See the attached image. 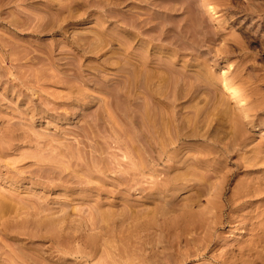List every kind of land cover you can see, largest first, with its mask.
Masks as SVG:
<instances>
[{"label": "rangeland", "instance_id": "obj_1", "mask_svg": "<svg viewBox=\"0 0 264 264\" xmlns=\"http://www.w3.org/2000/svg\"><path fill=\"white\" fill-rule=\"evenodd\" d=\"M96 129L110 137L99 140ZM178 174L187 185L179 193L169 187ZM238 194L247 203L241 219L219 231L214 222L211 231L204 220L195 226L187 213ZM101 211L115 214L112 225L149 211L143 220L154 218L159 231L145 239L168 249L165 264H218L215 255L250 242L251 233L258 249L236 263L264 264V0H0V264H75L74 248L92 251L96 230L87 223ZM37 229L59 238L22 234ZM84 233L92 247L76 237ZM205 234L217 241L211 251Z\"/></svg>", "mask_w": 264, "mask_h": 264}, {"label": "bare ground", "instance_id": "obj_2", "mask_svg": "<svg viewBox=\"0 0 264 264\" xmlns=\"http://www.w3.org/2000/svg\"><path fill=\"white\" fill-rule=\"evenodd\" d=\"M209 17H211V18H219L220 16H219V13L217 12V11H215V9H210L209 11ZM222 73H221V77L223 78H229V76H230V70H228V69H224L223 71H221ZM17 78V77H16ZM18 79H19V77H18ZM14 81H15V79H13ZM12 80V81H13ZM22 81V80H21ZM25 81V80H24ZM10 83H12V82H10ZM14 83V82H13ZM4 84V83H3ZM9 85V84H8ZM11 85V84H10ZM23 85H25V84H23ZM12 86V85H11ZM26 86V85H25ZM30 86V85H29ZM7 87H9V86H7ZM14 87V86H13ZM9 88H11V87H9ZM223 88L225 89H230V88H228V85H227V83H225L224 82V85H223ZM13 89V88H12ZM225 89V90H226ZM8 90V89H7ZM6 90V91H7ZM14 90V89H13ZM13 90H10V91H13ZM23 92V91H22ZM17 93V92H16ZM24 93H25V91H24ZM24 93H23V95H24ZM25 94H27V93H25ZM20 94H18L17 95V97L19 96ZM22 95V94H21ZM24 96H26V95H24ZM21 98H24L23 96H21ZM18 100H20V99H18ZM23 101V100H22ZM25 101H26V99H25ZM29 103H31L30 101H29ZM28 103V104H29ZM61 103V102H60ZM60 103H59V105H60ZM69 103V102H68ZM70 104V103H69ZM243 104V103H242ZM62 105H64L63 104V101H62ZM68 105V104H67ZM66 105V106H67ZM35 106V105H34ZM58 106V105H57ZM61 106V105H60ZM248 105H242V108H241V110H243L244 112L245 111H248V110H250L248 107H247ZM30 107H32V105L30 106ZM46 108V107H45ZM49 110L51 109V108H49V107H47ZM55 109V107L53 106L52 107V109ZM58 108V107H57ZM248 108V109H247ZM31 111L34 109V107L33 108H29ZM36 109V108H35ZM45 110V109H44ZM34 111H36V110H34ZM38 111V110H37ZM46 111V110H45ZM47 112V111H46ZM42 113V112H41ZM38 114V113H37ZM51 114V113H50ZM41 115V114H40ZM159 119H161V118H159ZM155 120V119H154ZM91 122V121H90ZM239 122V121H238ZM90 124H92V123H90ZM89 124V125H90ZM238 124V123H237ZM241 124V123H240ZM237 126H239V125H237ZM163 128V127H162ZM97 130V129H96ZM124 130H127V129H124ZM82 131V130H81ZM86 131V130H85ZM93 131V130H92ZM102 131H104V130H102ZM101 131V132H102ZM87 132V131H86ZM85 132V133H86ZM89 132V131H88ZM91 132V131H90ZM89 132V133H90ZM105 132V131H104ZM104 132H102L103 134V136H105V138H106V136L107 135H109V134H105L104 135ZM116 132V131H115ZM118 132H119V130H118ZM117 132V133H118ZM121 132V131H120ZM128 132V131H127ZM130 132V131H129ZM83 133V132H82ZM81 133V134H82ZM88 133V134H89ZM93 133V132H92ZM97 135L96 136H99L98 134H100V133H98V130H97ZM122 133H124V131H122L121 132V134ZM131 133V132H130ZM161 133V132H160ZM84 134V133H83ZM113 134V133H112ZM111 134V135H112ZM125 135V138L127 139V137H126V134L127 133H124ZM133 134V133H132ZM144 134V133H143ZM87 135V134H86ZM101 134H100V137H98V139L100 140V138H101V136H102ZM149 135V134H148ZM160 135V134H159ZM83 136V135H82ZM91 135H89V137H90ZM92 136H94L95 138H96V136L94 135V133H93V135ZM102 136V137H103ZM116 136L117 135H115V138L112 140L111 138V141H115V139H116ZM140 137H141V135H139ZM143 136V135H142ZM150 136V135H149ZM154 136V135H153ZM108 138L110 137V136H107ZM123 137V136H122ZM135 137V136H134ZM93 138V137H92ZM107 138V139H108ZM125 138H123V139H125ZM131 138V137H130ZM129 137H128V139H130ZM136 138V137H135ZM134 138V139H135ZM152 138H154V137H152ZM102 139H104V138H102ZM118 139V138H117ZM141 140H142V137L140 138ZM149 138H147V140H148ZM95 140H97V139H95ZM104 140H106V139H104ZM133 140V139H132ZM137 140V139H136ZM141 140H139V141H141ZM111 141H109L110 143H112ZM128 141V140H127ZM138 141V142H139ZM145 141V140H144ZM143 140H142V142H144ZM151 141V140H150ZM152 141H154L153 139H152ZM97 142H98V140H97ZM116 142V141H115ZM122 142V141H121ZM120 142V143H121ZM125 142H126V140H125ZM157 142H158V140H157ZM98 143H100V142H98ZM101 143H103V142H101ZM117 143H118V141H117ZM130 143L132 144V142L130 141ZM128 144V146H130L131 144ZM149 143V142H148ZM158 143H160V141L158 142ZM106 144V143H105ZM104 144V145H105ZM124 144V143H123ZM126 144H127V142H126ZM98 145V144H97ZM100 145V144H99ZM98 145V146H99ZM108 145H111V144H109L108 143ZM113 145V144H112ZM111 145V146H112ZM121 146V144H119L118 143V145L117 146ZM145 145H146V142H145ZM155 145H157L158 146V144H156L155 143ZM101 146V145H100ZM107 146V145H106ZM110 146V147H111ZM114 146H116L115 144H114ZM116 146V147H117ZM119 146V147H120ZM124 146V145H123ZM133 146H134V144H133ZM132 145H131V147H133ZM147 146H149V145H147ZM152 146V145H151ZM154 146V145H153ZM153 146L151 147V149L153 148ZM156 146V147H157ZM161 146V145H160ZM95 147V146H94ZM109 147V146H108ZM155 147V146H154ZM162 147H163V145H162ZM261 147H262V145H261ZM96 148V147H95ZM95 148H94V150H95ZM103 148L105 149V151H106V148L103 146ZM123 149H125L124 147H122ZM130 148V147H129ZM135 148V147H134ZM133 148V149H134ZM132 149V148H131ZM136 149V148H135ZM134 149V150H135ZM137 149H139L140 150V148H137ZM150 149V148H149ZM158 149V148H157ZM160 149V148H159ZM162 149V148H161ZM96 150H97V148H96ZM95 150V151H96ZM127 150H129V149H127ZM138 150V151H139ZM154 150V149H153ZM99 151V150H98ZM104 151V150H103ZM108 151H110V150H108ZM117 151V150H116ZM136 151V150H135ZM146 151V150H145ZM155 151H157V150H155ZM178 151V150H177ZM90 152H91V150H90ZM100 152V151H99ZM98 152V153H99ZM107 152V151H106ZM114 151H112V153H113ZM162 152V151H161ZM160 152V153H161ZM176 152V151H175ZM68 153V152H67ZM96 153V152H95ZM94 153V154H95ZM97 153V154H98ZM103 153V152H102ZM136 153V152H135ZM135 153L134 154H132V155H135ZM138 153V152H137ZM165 153V152H164ZM176 153H178V152H176ZM175 153V154H176ZM180 153V152H179ZM71 154H73V153H71ZM93 154V155H94ZM101 154V153H100ZM104 154H105V156L107 157V156H109L108 154L106 155V153L104 152ZM109 154H111V153H109ZM162 154V153H161ZM160 154V155H161ZM69 155V154H68ZM167 155V154H166ZM74 156H75V154H74ZM73 156V157H74ZM111 156V155H110ZM140 156V155H139ZM143 156V155H142ZM72 157V156H71ZM88 157V156H87ZM91 157V156H90ZM135 157H136V155H135ZM138 157V156H137ZM141 157V156H140ZM146 157V156H145ZM144 157V161H143V163L145 162V158ZM175 157H176V155H175ZM77 158V157H76ZM114 158V157H113ZM112 158V159H113ZM131 159H132V157H130ZM129 158V159H130ZM134 158V157H133ZM161 158V157H160ZM92 159H93V157H92ZM104 159V158H103ZM107 159H108V157H107ZM111 159V160H112ZM154 159H155V157H154ZM172 159H173V157H172ZM198 159H199V157H198ZM202 159V158H201ZM87 160H89V158L87 159ZM98 160V159H97ZM101 160V159H100ZM99 160V161H100ZM104 160H106V159H104ZM110 160V159H109ZM135 160V159H134ZM140 161H141V159H139ZM147 160H148V158H147ZM156 160L158 161L159 160V158L157 159L156 158ZM90 161V160H89ZM88 161V162H89ZM94 161V160H93ZM92 161V162H93ZM113 161V160H112ZM129 162H130V160H128ZM133 161V160H132ZM139 161V162H140ZM175 161V160H174ZM173 161V162H174ZM182 161V160H181ZM201 161H203V160H201ZM87 162V163H88ZM94 162H96V160L94 161ZM102 162V161H101ZM129 162H128V165H129ZM134 162H136V161H134ZM133 162V163H134ZM150 162H151V160H150ZM156 162V161H155ZM183 162V161H182ZM97 163L98 162H96V164L95 165H97ZM100 163V162H99ZM109 163V162H108ZM108 163L107 164H105V165H108ZM113 163H114V161H113ZM119 163H121V162H119ZM132 163V164H133ZM141 163V162H140ZM142 163V164H143ZM177 163H180V162H176V164ZM200 163V162H199ZM94 164V163H93ZM115 164V163H114ZM135 164H137V163H135ZM149 164V163H148ZM159 164V163H158ZM173 164V163H172ZM201 164V163H200ZM88 165H90V164H88ZM92 165V164H91ZM102 165H104L103 163L101 164V167H102ZM109 165H110V168L111 169H114V168H112L113 166H112V164H110L109 163ZM128 165H126V166H128ZM144 165V164H143ZM150 165V164H149ZM187 165V164H186ZM93 166V165H92ZM91 166V168L93 169V168H96V167H92ZM98 166H99V164H98ZM97 166V167H98ZM119 166H120V164H119ZM125 166V165H124ZM146 166V165H145ZM154 166V165H153ZM170 166V165H169ZM173 166H174V164H173ZM172 166V167H173ZM176 166H178V164L176 165ZM181 166V165H180ZM114 167H117V165L116 166H114ZM121 167H122V165H121ZM137 167V166H136ZM149 167V166H148ZM157 167H159V165L157 166ZM90 167L88 168V171H90V169H91ZM100 168V167H99ZM107 168H109V167H107ZM139 168V167H138ZM138 168H137V171H140V170H138ZM146 168V167H145ZM218 168H220V167H218ZM103 169H105V168H103L102 167V170ZM118 169V168H117ZM131 169V168H130ZM130 169H128V170H130ZM171 169V168H170ZM95 170V169H94ZM94 170H91V171H94ZM101 170V169H100ZM100 170L99 171H97V169H96V171L99 173L100 172ZM106 170V169H105ZM104 170V171H105ZM127 170V169H126ZM135 168H134V172H135ZM110 171V170H109ZM114 171H115V169H114ZM113 171V172H114ZM158 171V170H157ZM195 171V170H194ZM117 172V171H116ZM123 172H125V171H123ZM133 172V174H135ZM141 172V171H140ZM185 172V171H184ZM187 172V171H186ZM91 174H92V172H90ZM104 173V172H103ZM130 173H132V172H130ZM137 174H138V172H136ZM141 173H143V172H141ZM187 173H189V172H187ZM192 172H190L189 174H191ZM94 174V173H93ZM96 174V173H95ZM100 174V173H99ZM102 174V173H101ZM108 173H107V171H106V175H107ZM112 174H114V173H112ZM117 174V173H116ZM140 174V173H139ZM145 174V173H144ZM157 174V173H156ZM185 174V173H184ZM97 175V174H96ZM119 175V174H118ZM122 175H123V173H122ZM136 175V174H135ZM152 175V174H151ZM188 175V174H187ZM195 175H196V172H195ZM109 176V175H108ZM131 176L132 175H130V178H131ZM180 176V174H178V176H176L173 180H171V181H169L171 184V186H169V187H171V189L170 190H173V191H175V192H177V193H179L178 192V190H180V188H182L183 187V185L185 186L186 184L182 181L183 179L181 178V177H179ZM184 176H186V175H184ZM184 176H183V178H184ZM65 177V176H64ZM95 177V176H94ZM98 177H101V175H99ZM124 177V176H123ZM138 177V176H137ZM143 176H142V174H141V177L140 178H142ZM68 178V177H67ZM67 178H65V179H67ZM102 178V177H101ZM100 178V179H101ZM104 178V177H103ZM127 178V177H126ZM125 177H124V180H126L127 181V179H126ZM128 178H129V176H128ZM133 178V177H132ZM134 178H136L135 176H134ZM142 179H144V177L142 178ZM182 179V180H181ZM188 178H185V180H187ZM121 180V179H120ZM136 180H140L139 178L138 179H136ZM168 180V179H167ZM181 180V181H180ZM77 181V180H76ZM125 181V182H126ZM129 181H130V179H129ZM187 181H188V183H187ZM186 181V183L187 184H189V182H190V178L188 179ZM80 182H83L82 180H80ZM91 182V181H90ZM133 182V181H132ZM167 182V181H166ZM205 182H207V180L205 181ZM134 183V182H133ZM138 183V182H137ZM140 183V182H139ZM202 183V182H201ZM95 183H93L92 185H94ZM130 184H131V181H130ZM166 184V183H165ZM168 184V183H167ZM195 184H197V183H195ZM204 184V183H203ZM205 184H208V183H205ZM204 184V185H205ZM249 184V183H248ZM87 185V184H86ZM91 185V184H90ZM129 185V184H128ZM137 185H139V184H137ZM136 185V186H137ZM87 186H89V185H87ZM131 186V185H130ZM206 186V185H205ZM208 186H209V184H208ZM207 186V187H208ZM211 186L213 187V185H210V188H211ZM253 187L255 186V185H252ZM91 187V186H90ZM168 187V186H167ZM188 187H189V185H188ZM193 187V186H192ZM194 187H196V185L194 186ZM252 187V188H253ZM89 188V187H88ZM132 188V187H131ZM136 188H138V187H136ZM186 188H187V185H186ZM186 188H185V190H186ZM202 188H203V185H202ZM210 188H208V193H206V192H203V194H205L206 193V195H209L210 196V194H209V192H211V191H209V189ZM226 188V187H225ZM248 188V187H247ZM127 189V188H126ZM184 189V188H183ZM207 188H205V190H206ZM211 189H213V188H211ZM243 189V188H242ZM250 189V188H249ZM249 189H247L246 191H248ZM260 188H258V190H259ZM182 190V189H181ZM216 190V189H215ZM251 190V189H250ZM249 190V192H248V194H250L251 193V191ZM133 191V190H132ZM138 191V190H137ZM144 191H145V189H144ZM144 191H142V192H144ZM201 191H202V189H201ZM200 191V192H201ZM204 191V190H203ZM221 191V190H220ZM236 192V191H235ZM235 192H234V194L233 195H235ZM238 192V191H237ZM236 192V193H237ZM255 192H257V187H256V191L254 190V194H255ZM169 193V192H168ZM213 193V192H212ZM211 193V194H212ZM216 193H218V192H216ZM215 193V195H218V194H216ZM224 193L225 192H220V194H219V197L221 196L222 198H224ZM166 194V193H165ZM200 194V193H199ZM203 194H201V195H203ZM214 194V193H213ZM252 194V193H251ZM152 195V194H151ZM167 196H168V194H166ZM200 195V196H201ZM232 195V196H233ZM244 195H245V193H244ZM244 195H239L238 194V197H235V196H233V197H230V196H228V197H230V198H227V200L225 201V203H220V201H221V197L220 198H218V197H215V196H213L212 198H215V201H214V199L213 200H208V201H206L207 202V205H206V207H204V208H202L201 210L200 209H196L198 212L200 211V214L198 213L197 214V211H195V208H193L194 209V211H190V212H188L187 210V213H189L190 215H194V220H193V222L194 223H196L197 224V221H198V225H195V226H201V225H199V222H201V221H203V222H205V225H208L207 226V228H208V230L207 231H211L212 230V224H213V222H214V224L213 225H215V229L216 230H220V229H222L223 227H225V225H226V223H229V222H233V221H236V220H238V215L240 214V212H242V210L245 208V205L247 204L246 202H245V198H244ZM170 196V195H169ZM237 196V195H236ZM246 196V195H245ZM197 197V196H196ZM199 197V196H198ZM216 198H218V200H216ZM244 198V199H243ZM199 198H194V196L191 198L190 197V200L191 201H189L190 202V206H193V203L192 202H194V204H195V202L196 203H198L197 202V200H198ZM226 199V198H225ZM173 201H175V200H173ZM219 201V202H218ZM99 203H100V201H99ZM102 203V202H101ZM174 204V203H173ZM167 205V204H166ZM169 205H171V204H168V206ZM188 204H187V207L189 206ZM165 206V205H164ZM172 206V205H171ZM175 206V205H174ZM189 206V207H190ZM197 206H199V204H197ZM186 207V206H185ZM194 207V206H193ZM169 208H167V210H168ZM102 210V209H101ZM185 210V209H184ZM106 211V210H105ZM161 211V210H160ZM233 212V213H231V212ZM102 213L100 214V213H98V215L100 214L101 216H103V217H101L100 219H99V216L98 215H94L93 217H92V219L90 218V223H92V224H90V223H87V222H85V223H87L88 225H89V227H90V229H93V230H96V231H94V233H93V235H91V234H89L90 236H93V237H96V238H99L98 240H100V241H97V239L95 238V241H93V243H91V244H93V247H92V245L90 244V245H88V243H90V241H91V237L89 238V237H87V236H85L86 234L84 233L83 235L82 234H80V235H78V236H76L79 240H81L80 242H82V239L84 240L85 239V241L84 242H86L87 240L86 239H90V240H88V242H86L87 243V246H91L92 247V251L90 252V250H89V248H88V250H89V252H86V247H84L85 249L83 250V247H82V245H81V247L82 248H80V247H78V248H74V249H76L75 251L73 250V248H71V247H69V248H71L70 250L71 251H74L73 252V254H75L76 253V258L74 259V262H75V264H81V262H83V261H87V263L89 262V264H94V263H90L91 262V260H92V257L94 258L97 254H99L100 252H101V250H102V254H103V256L102 257H100V258H102V260L100 261H98V263L97 262H95L96 264H146V262H149V263H152V264H165V263H167V258H170V252L169 251H167L168 249L166 248V247H164V249L163 250H161V249H159V242H157V243H155V244H153V243H147L146 242V239H145V237L146 238H148V237H150L151 238V234L153 235V233H155L154 232V230H152L153 232L151 233L150 232V228H152V226H153V222L155 221L154 220V218H152L151 220H143L144 219V217H146V215H147V217H148V214H149V211L146 213V215L145 214H142V215H140L139 216V214H135L134 213V211L133 212H131V214L132 213H134V214H132V215H130V212L128 213L129 214V216L127 215V217H124V218H122V219H120L119 220V218L120 217H122V216H120L119 218H118V222H116V224L115 225H112L114 222H112V223H110V224H108L107 223V221H109L110 219H112V217H116L115 216V214H113V212L112 211H110V212H103V211H101ZM151 212V211H150ZM122 213H124V212H122ZM155 213V212H154ZM186 213V215L189 217V214H187ZM68 214H71V213H68ZM121 214V213H120ZM134 215H138V217H135ZM145 215V216H144ZM152 215V214H151ZM251 215V214H250ZM59 216H61V217H63L62 218V220H65L66 219V214H65V216H64V214H62V215H59ZM97 216V217H96ZM126 216V215H125ZM144 216V217H143ZM152 216H154V215H152ZM164 216H165V214H164ZM197 216H199V217H201V218H197ZM68 217V216H67ZM70 217V216H69ZM68 217V218H69ZM146 217V218H147ZM155 217V216H154ZM187 217V219H192V218H188ZM102 218H104V220H103V222L101 223V219ZM141 218V219H140ZM149 218V217H148ZM147 218V219H148ZM165 218V217H164ZM240 218V217H239ZM254 218H255V216L252 214V216H250V218H249V221H248V224L247 225H249L250 224V221L251 220H254ZM41 219H43V218H41ZM61 219V218H60ZM88 218H86L85 219V221L87 220ZM97 219H99V221H97ZM105 219H106V221H105ZM150 219V218H149ZM156 219V218H155ZM213 219H214V221H213ZM216 219L218 220V221H216ZM241 219V218H240ZM39 220H40V218H39ZM44 220V219H43ZM43 220H40V223H39V225H42V224H44V223H42L41 224V222H44ZM92 220V221H91ZM101 220V221H100ZM114 220V219H113ZM134 220L136 221V222H134ZM154 220V221H153ZM158 220V219H157ZM161 220V219H160ZM163 220V219H162ZM197 220V221H196ZM57 222H59L58 220H56ZM67 221H68V219H67ZM132 221H133V223H132ZM159 221V220H158ZM164 221V223H165V220H163ZM104 222H106V223H104ZM110 222V221H109ZM162 222V221H161ZM203 222H201V224H203ZM218 222V223H217ZM51 223V222H50ZM68 223V222H67ZM83 223V222H82ZM128 223H132L133 225V227H131V225L130 224H128ZM156 223V221L154 222V224ZM164 223H162V224H164ZM191 224H192V220H191V222H190ZM193 223V224H194ZM216 223V224H215ZM252 224H254L255 222H251ZM54 224V223H53ZM126 224L128 225V228H127V226H126ZM161 224V225H162ZM169 224V223H168ZM218 224V225H217ZM256 224H259L257 221H256ZM87 225V226H88ZM129 225H130V227L131 228H129ZM156 225V224H155ZM165 225V224H164ZM204 225V224H203ZM217 225V226H216ZM260 225V224H259ZM259 225H257V226H259ZM83 226H86V224L85 225H83ZM194 226V227H195ZM250 226H252V225H250ZM126 227V228H125ZM136 227V228H135ZM155 227H157L158 228V226L156 225ZM155 227H153V228H155ZM159 227H161V226H159ZM185 227V226H184ZM255 227V226H254ZM260 227V226H259ZM152 228V229H153ZM162 228V231H161V233L162 232H164L163 230V228H165V227H161ZM161 228H160V230H161ZM166 228H168V226L166 227ZM173 228V227H172ZM172 228H169L168 229V231L167 232H169L168 234H170V231H171V229ZM186 228V230L188 229L187 227H185ZM213 228V229H214ZM246 228H248V227H246ZM257 228V227H256ZM198 229V228H197ZM196 229V227H195V230H197ZM211 229V230H210ZM258 229V228H257ZM262 229H264V228H262ZM3 230L7 233V231H8V226L6 225L4 228H3ZM38 231H39V229H37ZM41 230V229H40ZM53 230V229H52ZM92 230V231H93ZM137 230H140L141 232H138L139 234L138 235H135L134 234V232H136V234H137ZM166 230V229H165ZM253 230V229H252ZM252 230H250V228H249V230L248 231H252ZM254 230H256V229H254ZM261 230V229H260ZM259 230V231H260ZM35 233H33L32 231H30V232H32V233H30V232H27V231H24V232H22V234H24V235H29V237H31V238H29V239H32V238H34V237H47V239L49 238V239H51L52 241H54V240H56L57 241V239L59 238V235L58 236H51L50 234H49V232L50 233H52L53 234V232L51 231V230H45L47 233H48V235H45V234H41V231H39V232H37L36 230H33ZM146 231V233L144 234V232ZM155 231L157 232V231H159V230H156V228H155ZM257 231V230H256ZM258 231V232H259ZM264 230H262V231H260L259 233L260 234H262L261 232H263ZM80 232H82V231H80ZM143 232V233H142ZM253 232V231H252ZM257 232V233H258ZM46 233V234H47ZM151 233V234H150ZM210 233H212V232H210ZM264 233V232H263ZM207 234H209V233H207ZM207 234H205L204 236L206 237V235ZM253 234H254V232H253ZM256 234V233H255ZM254 234V235H255ZM260 234H257L258 235V237H260V239H262V237L264 238V235L262 236V235H260ZM44 235V236H43ZM212 235V234H211ZM260 235V236H259ZM134 236H136V237H138V238H136V239H138V241L135 239V240H133L132 238L134 237ZM208 236V235H207ZM262 236V237H261ZM87 237V238H86ZM169 238H170V236H168ZM172 237V236H171ZM210 236H208L206 239H204V241H205V243H207L206 244V250H208V251H211L212 250V248H213V245L215 244V242H217V241H214L213 240V238H209ZM251 237H252V239L253 240H250V242L251 241H253L252 243H250V242H248V243H246V244H241V243H239V244H237V245H234V248H229L228 249V251H226V253L223 255H221V256H214V258H215V260L218 262V264H238V262L236 263V258L237 257H239V259H241V258H243V260L244 261H246L245 260V257L246 256H250L251 255V253H252V251H254V250H256V249H258V247L256 248V245H257V243H259L258 242V240H257V242H256V240H254V238H253V236H252V233H251ZM257 237V236H256ZM19 238H21V237H19ZM116 238V240H114ZM168 238V239H169ZM173 239H175L174 237H172ZM77 239V240H78ZM133 240V241H130V240ZM188 239V238H187ZM93 240V239H92ZM148 240V239H147ZM177 240V239H176ZM116 241H117V244H114V243H116ZM119 241V242H118ZM151 241V240H150ZM169 241V240H168ZM264 241V240H263ZM263 241H261V242H263ZM55 242V241H54ZM53 242V243H54ZM59 242H61V241H59L58 240V243ZM77 242V241H76ZM122 242V243H121ZM57 243V244H58ZM120 243V244H119ZM170 244H171V241L169 242ZM174 243H175V241H174ZM60 244V243H59ZM58 244V245H59ZM106 246H105V245ZM149 244V245H148ZM173 244V243H172ZM62 245V244H61ZM65 245V244H64ZM63 245V246H64ZM80 245V244H79ZM159 245V246H158ZM169 245V244H168ZM174 245V244H173ZM176 245H178L177 243H176ZM25 246V244L24 245H22L21 247L19 246V250L21 251V252H23V247ZM60 246V245H59ZM76 246V245H75ZM165 246V245H164ZM258 246V245H257ZM62 247V246H61ZM104 247H107V249H103ZM261 247V246H260ZM64 248V247H63ZM256 248V249H255ZM68 249V248H67ZM167 249V250H166ZM260 249V248H259ZM104 250V251H103ZM107 250V252L105 253V251ZM139 251H141L140 253H142V254H138L137 252H139ZM259 251V250H258ZM257 251V253H259ZM66 252V251H65ZM134 252H136V253H134ZM136 255V254H138V255H141L140 257H139V259L138 260H135V259H137V258H135L136 256L134 255V254ZM23 254H25L24 252H23ZM253 254V253H252ZM101 255V254H100ZM170 255V256H169ZM246 255V256H245ZM133 256H135V257H133ZM255 256V255H254ZM138 257V256H137ZM212 257H213V255H212ZM64 258V257H63ZM67 258V257H66ZM154 258V259H153ZM248 259H249V261H250V258L249 257H247ZM253 258V257H252ZM52 259V258H51ZM60 259H61V257H60ZM68 259V258H67ZM54 260V259H53ZM151 260H153V261H151ZM242 260V261H243ZM257 260V259H256ZM8 261V260H7ZM55 261V260H54ZM54 261H53V264H54ZM59 261V260H58ZM252 261H254V260H252ZM251 261V262H252ZM12 262V261H11ZM11 262H9V263H11ZM19 262H21L20 264H26V262L25 261H23V260H21L20 261V259H17V263L19 264ZM50 262H51V260H50ZM50 262H49V264H50ZM241 262V261H240ZM247 262H248V260H247ZM13 263H15V261L13 262ZM264 263V262H263ZM16 264V263H15ZM254 264V263H253Z\"/></svg>", "mask_w": 264, "mask_h": 264}]
</instances>
